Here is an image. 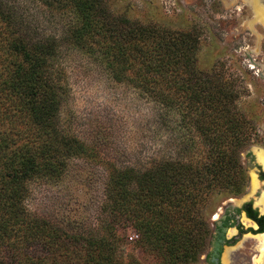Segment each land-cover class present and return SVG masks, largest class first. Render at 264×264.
Listing matches in <instances>:
<instances>
[{
    "label": "trees",
    "instance_id": "obj_1",
    "mask_svg": "<svg viewBox=\"0 0 264 264\" xmlns=\"http://www.w3.org/2000/svg\"><path fill=\"white\" fill-rule=\"evenodd\" d=\"M36 1L68 16L61 39L35 36L15 5L0 0V264H140L117 253L127 227L161 251L159 264H180L211 227L205 220L211 192L237 195L248 182L243 152L257 130L239 108L245 88L214 64L198 67L194 26L143 22L114 12L107 0ZM61 43L157 104L161 125L173 115L179 130L173 157L141 167L107 163L105 217L87 233L33 213L26 202L32 181L61 179L74 158L100 160L99 143L60 123L67 82L54 62ZM245 155L252 160L251 152ZM229 210L244 211L258 227L229 222L232 215L227 226L264 231V215L251 201Z\"/></svg>",
    "mask_w": 264,
    "mask_h": 264
},
{
    "label": "rangeland",
    "instance_id": "obj_2",
    "mask_svg": "<svg viewBox=\"0 0 264 264\" xmlns=\"http://www.w3.org/2000/svg\"><path fill=\"white\" fill-rule=\"evenodd\" d=\"M7 1L15 5L24 28L35 36L61 39L64 35L68 16H61L36 0ZM107 1L114 12L143 22L152 20L173 28H198L201 40L198 67L207 70L214 64L226 75L236 76L238 84L245 88L238 101L239 108L253 120L257 130L254 142L243 152L248 182L237 195L222 198L211 192L210 205L205 210V220L211 227L203 243L187 253L188 257L180 264H223L221 255L226 246L230 248V264H253L255 256L260 254L256 240L244 237L245 234L234 238L236 229L229 233L223 221L232 215L229 222L256 228L243 212L237 216L229 209L249 199L255 204V194L262 190V196L264 192V179L259 177L264 169L259 168L255 155L256 150H264V20L258 13L260 9L264 11V0ZM54 63L62 68L67 82L61 126L88 142L99 143L100 160L74 158L61 179L32 181L26 202L33 213L73 232L87 233L100 229L105 217L102 206L107 163L137 167L161 157H173L179 130L173 115L161 125L157 104L131 86L113 82L97 62L77 49L61 43ZM248 151L251 161L245 155ZM253 172L262 184L251 195ZM121 232L125 242L117 253L122 259L133 257L140 264L160 263L161 251L141 244L140 231L127 227ZM135 233L138 236L130 240L129 236ZM216 242H219L217 250Z\"/></svg>",
    "mask_w": 264,
    "mask_h": 264
},
{
    "label": "bare ground",
    "instance_id": "obj_3",
    "mask_svg": "<svg viewBox=\"0 0 264 264\" xmlns=\"http://www.w3.org/2000/svg\"><path fill=\"white\" fill-rule=\"evenodd\" d=\"M259 2H261V1H259ZM258 13L261 14V18L264 20V11L260 9V11ZM255 154L257 156L258 161L264 166V150L263 149L256 150ZM258 186H259V183L256 179V175L252 174L251 180H250V187H251L250 194H252ZM256 198H257L256 201L258 200L257 203L260 204V206H261V211L264 213V194H262V196L258 195ZM234 232H235L234 228H231L229 230V233H231V234ZM248 236H250L256 240V249L258 251H260V254L255 256V258L253 260V264H264V233L255 234V235H252V234H246L245 235V237H248ZM230 254H231L230 248L225 247V250H224L223 255H222L223 264H230Z\"/></svg>",
    "mask_w": 264,
    "mask_h": 264
},
{
    "label": "flooded vegetation",
    "instance_id": "obj_4",
    "mask_svg": "<svg viewBox=\"0 0 264 264\" xmlns=\"http://www.w3.org/2000/svg\"><path fill=\"white\" fill-rule=\"evenodd\" d=\"M256 155V154H255ZM256 158H257V156H256ZM257 161H258V159H257ZM258 163L261 165H258L259 166V168L260 169H264V166L258 161ZM259 170V169H258ZM261 171H264V170H261ZM253 174L254 175H256V173H254L253 172ZM256 179H257V181H258V183H259V186L255 189V191L254 192H256L259 188H260V184H262L261 183V180L259 179V177H257V175H256ZM249 190H250V192H251V187H249ZM262 191V190H261ZM261 191L260 192H257L256 194H255V197H257L258 195H260V193H261ZM254 192L251 194V195H253L254 194ZM263 194H264V192H263ZM247 201H251L252 202V206L254 207V208H256L257 210H258V212H259V214H261V215H264V213L261 211V206H260V204H258L257 203V201L255 202V204H254V201L252 200V199H249V200H247ZM241 206V205H240ZM240 206H237V207H240ZM243 212V214L245 215L244 217H246L247 219H249L251 222H253L254 224H256V222L255 221H253L251 218H249V217H247L246 216V214H245V212L244 211H242ZM238 215H240V213L239 214H237V216ZM225 221V220H224ZM224 221H223V225H225V226H227L225 223H224ZM256 226H257V224H256ZM232 227H234V229H236V234H234V238H236V237H238V236H243L244 234L246 235V234H252V235H255V234H261V233H264V231H262V232H256V233H253V232H251V231H246V232H244V233H240L239 232V230H238V228L236 227V226H227V229L226 230H228L229 231V229H231ZM258 227V226H257ZM256 227V228H257ZM247 228H252L253 230L254 229H256V228H253V227H247ZM247 228H245V229H247ZM251 232V233H250ZM237 235V236H236ZM245 235H244V237H245ZM227 247V246H226ZM216 249V248H215ZM225 250V249H224ZM224 252V251H223ZM223 252H222V255H223ZM222 255H221V260H222ZM223 263V262H222Z\"/></svg>",
    "mask_w": 264,
    "mask_h": 264
},
{
    "label": "built area",
    "instance_id": "obj_5",
    "mask_svg": "<svg viewBox=\"0 0 264 264\" xmlns=\"http://www.w3.org/2000/svg\"><path fill=\"white\" fill-rule=\"evenodd\" d=\"M137 236H138V235L135 233V234H133V235H130V236H129V239H130V240H133V239H135Z\"/></svg>",
    "mask_w": 264,
    "mask_h": 264
},
{
    "label": "water",
    "instance_id": "obj_6",
    "mask_svg": "<svg viewBox=\"0 0 264 264\" xmlns=\"http://www.w3.org/2000/svg\"><path fill=\"white\" fill-rule=\"evenodd\" d=\"M256 159V158H255ZM258 163V162H257ZM258 165H260L259 163H258ZM261 166V165H260ZM261 194V193H260ZM245 216V215H244ZM215 248H216V250L219 248V242H216V244H215Z\"/></svg>",
    "mask_w": 264,
    "mask_h": 264
}]
</instances>
